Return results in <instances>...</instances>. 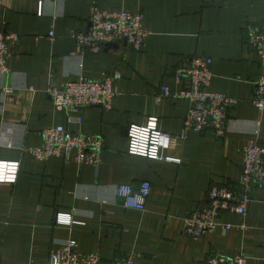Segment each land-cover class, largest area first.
Here are the masks:
<instances>
[{
    "label": "crops",
    "instance_id": "crops-1",
    "mask_svg": "<svg viewBox=\"0 0 264 264\" xmlns=\"http://www.w3.org/2000/svg\"><path fill=\"white\" fill-rule=\"evenodd\" d=\"M95 3L142 13L152 30L143 49L123 40L100 53L74 54L72 35L89 28ZM263 23L264 0H0V28L19 36L11 44V72L0 74V160L20 163L15 182H0L1 264H46L69 239L79 252L98 254L101 264L132 255L135 264H207L210 255L240 253L247 264H264L262 187L252 188L245 215L223 214L235 226L229 232L197 239L183 233L185 218L208 204L211 187L240 191L244 147L254 138L264 147V110L252 102L260 56L246 41ZM193 56L211 57V90L237 99L223 138L184 133L187 99L157 100L163 86L180 90L175 70ZM114 71L122 78L112 108L82 109V125L69 124L46 92L51 80L62 88L70 79ZM152 119L171 135L170 147L159 159L130 154L129 127ZM54 125L102 137L100 165L41 161L24 150L40 145L42 131ZM143 181L152 183L146 210L125 208L118 186ZM60 213L73 222H59Z\"/></svg>",
    "mask_w": 264,
    "mask_h": 264
},
{
    "label": "built area",
    "instance_id": "built-area-1",
    "mask_svg": "<svg viewBox=\"0 0 264 264\" xmlns=\"http://www.w3.org/2000/svg\"><path fill=\"white\" fill-rule=\"evenodd\" d=\"M152 30L143 23V15L126 10L104 11L96 3L92 7L90 26L84 31H76L72 37L76 41L74 54L84 56L100 53L106 45L126 40L135 50L141 51ZM54 37V31L50 33ZM19 36L0 28V74L11 72L9 59L11 44ZM250 47L260 56V74L256 79L253 104L264 110V23L250 29L246 36ZM213 59L209 56H193L185 59L175 70V78L181 84L180 90L171 93L168 86L162 87L157 100L163 97H182L188 100L189 108L184 122V133L212 132L223 138L228 131V110L237 99L211 90L213 79ZM122 78L119 71L103 73L99 78L79 77L68 80L58 88L51 80L46 92L55 108L66 111L69 124L84 123L80 111L91 106L111 109L117 95V82ZM32 90V89H31ZM258 134V131H256ZM40 145L25 148L34 158L46 161L52 157L72 159L78 165L98 167L105 149L102 137L73 132L64 125L46 127L42 131ZM129 153L153 159L161 158V152L170 147L171 135L157 127L156 119L147 126L131 125L128 129ZM180 162L181 159L166 157ZM19 162L0 160V182L13 183L19 173ZM240 191L231 186H213L208 191V204L191 212L185 218L183 233L192 238H200L217 231L229 232L235 226L223 220L226 212L245 215L252 202L253 187L264 188V147L257 138L252 139L243 149L242 173L238 181ZM152 183L143 181L139 187L122 184L117 188L122 205L128 209L146 210L151 195ZM59 222L72 223L71 214L60 213ZM74 239L61 244L53 251L46 264H101L98 254H83L77 249ZM1 264V262H0ZM112 264H135V257L129 256ZM207 264H247V256L210 255Z\"/></svg>",
    "mask_w": 264,
    "mask_h": 264
}]
</instances>
